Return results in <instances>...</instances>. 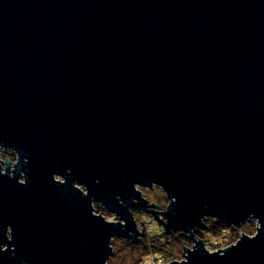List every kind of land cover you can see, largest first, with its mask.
I'll return each instance as SVG.
<instances>
[{
  "label": "water",
  "instance_id": "1",
  "mask_svg": "<svg viewBox=\"0 0 264 264\" xmlns=\"http://www.w3.org/2000/svg\"><path fill=\"white\" fill-rule=\"evenodd\" d=\"M0 143L27 175L0 177L16 248L0 264H103L110 237L138 243L116 200L146 209L134 183L176 198L168 233L264 225V0H0ZM197 247L190 264H264V230L222 257Z\"/></svg>",
  "mask_w": 264,
  "mask_h": 264
},
{
  "label": "clouds",
  "instance_id": "2",
  "mask_svg": "<svg viewBox=\"0 0 264 264\" xmlns=\"http://www.w3.org/2000/svg\"><path fill=\"white\" fill-rule=\"evenodd\" d=\"M20 163V153L14 147H6L3 143H0V177L6 176L9 180L17 179L15 173ZM29 163L30 161L27 157L23 158L25 166L29 165ZM66 171L68 175H71L70 169ZM52 181L61 186L66 184L64 177L58 174L52 175ZM17 183L21 187L27 186V175L25 172H20ZM96 183L99 184V180ZM73 188L83 198H89V191L85 185L74 183ZM132 190L139 197V199L136 197L129 198L132 205H138L141 201L146 203L145 193H151L152 199L147 201L146 209H141L129 207L119 196L116 197L119 206L127 208L128 213L131 215L136 233H139L135 239L142 241L141 244L135 247H133L132 239L125 244L124 249L120 253V256L123 257L120 260V264H190L189 254L195 253L198 250V244L203 245V249L208 255L219 254L222 257L226 250L237 246L242 238L247 237L249 240H253L264 230V225H262L260 219L255 214H249L247 219L239 226L235 224L227 226L217 217L204 215L200 219L199 224L203 225L205 219L211 217L216 218V220L226 225V227L219 228L217 226V229L213 230H207L204 227H194L188 232L173 229L169 234L167 230L169 220L165 217L172 206L177 203L176 198L170 197L165 187L156 182H152L150 186L134 183ZM97 205L100 206L99 211H97ZM90 208L93 218L102 219L107 225L113 227L126 228V221L121 219L117 213L106 208L101 201H97L94 198L91 199ZM132 213H135V216ZM153 213L156 214L153 215ZM172 214L175 215L174 212ZM243 226H247L248 231H240ZM174 233L180 234L182 237L181 241L178 242L172 239ZM131 235L132 233H129V236ZM4 237L8 243L0 244V253L11 251V255L15 259V246L13 245L9 249V245H12L14 240L13 228L10 225L6 227ZM114 238H117V236L110 237L107 244L112 255L108 256L103 264H114L112 252ZM22 264H26V262H22Z\"/></svg>",
  "mask_w": 264,
  "mask_h": 264
},
{
  "label": "rangeland",
  "instance_id": "3",
  "mask_svg": "<svg viewBox=\"0 0 264 264\" xmlns=\"http://www.w3.org/2000/svg\"><path fill=\"white\" fill-rule=\"evenodd\" d=\"M146 199L147 200H151L152 199V194L151 193H145ZM99 205H97V211H99ZM133 216H135V213H133ZM204 223L207 225L206 229L207 230H213V229H217V226H219V228H225L226 225L222 224L221 222H219L218 220L214 219V218H209V219H205ZM240 231H248V227L247 226H243ZM171 233V232H170ZM169 233V234H170ZM172 239H175L176 241H181L182 237L180 236L179 233H174ZM128 241L125 238H114V243H113V257H114V264H120V260L123 259V257L120 256L121 251L124 249L125 244ZM142 241H139L138 243L132 242L133 247H135L138 244H141ZM171 251V250H169Z\"/></svg>",
  "mask_w": 264,
  "mask_h": 264
},
{
  "label": "flooded vegetation",
  "instance_id": "4",
  "mask_svg": "<svg viewBox=\"0 0 264 264\" xmlns=\"http://www.w3.org/2000/svg\"><path fill=\"white\" fill-rule=\"evenodd\" d=\"M132 242H134V241H132Z\"/></svg>",
  "mask_w": 264,
  "mask_h": 264
}]
</instances>
